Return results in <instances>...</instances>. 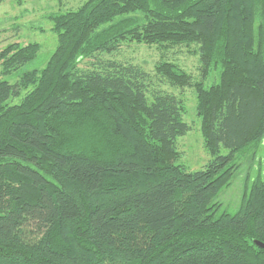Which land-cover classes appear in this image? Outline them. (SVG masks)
Instances as JSON below:
<instances>
[{"label":"trees","instance_id":"1","mask_svg":"<svg viewBox=\"0 0 264 264\" xmlns=\"http://www.w3.org/2000/svg\"><path fill=\"white\" fill-rule=\"evenodd\" d=\"M51 19L47 65L0 78V264H264V169L237 209L216 201L264 138V0H86ZM127 40L197 47L201 79L168 60L156 75L196 90L204 168L177 163L184 102L143 67H76ZM39 48L2 50L5 73Z\"/></svg>","mask_w":264,"mask_h":264},{"label":"rangeland","instance_id":"2","mask_svg":"<svg viewBox=\"0 0 264 264\" xmlns=\"http://www.w3.org/2000/svg\"><path fill=\"white\" fill-rule=\"evenodd\" d=\"M86 0H4L0 4V52L11 45L22 46L38 43L40 46L36 57L17 71L6 74L0 61V78L10 82L20 79L25 70H42L58 45V33L54 30L51 15L76 9ZM168 60L175 62L193 80L201 79L200 59L195 45H177L164 48L159 45H147L127 40L113 52H100L93 57H87L77 64L78 69H88L100 66L107 61L133 63L143 67L154 81V86L164 91L174 93L180 97L185 105L184 121L191 130L179 136L177 147L180 157L177 163L184 164L189 170L204 168L212 159L206 148L202 131V118L197 110V92L193 87H173L166 81H161L156 75V65ZM217 72L212 71L205 80L207 86L216 79ZM27 90L22 91V95ZM21 97L12 98L10 103H17ZM222 153H227L222 149ZM234 174L216 197L220 203V210L233 211L239 206L245 190L261 175L264 169V138L253 143L246 149L234 154ZM248 186V187H247Z\"/></svg>","mask_w":264,"mask_h":264},{"label":"water","instance_id":"3","mask_svg":"<svg viewBox=\"0 0 264 264\" xmlns=\"http://www.w3.org/2000/svg\"><path fill=\"white\" fill-rule=\"evenodd\" d=\"M256 243L261 246L262 248H264V242L256 240Z\"/></svg>","mask_w":264,"mask_h":264}]
</instances>
